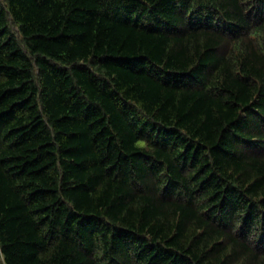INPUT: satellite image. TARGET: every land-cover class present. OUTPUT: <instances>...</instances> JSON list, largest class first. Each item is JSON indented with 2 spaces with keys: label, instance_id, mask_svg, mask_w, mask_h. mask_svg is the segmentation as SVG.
Here are the masks:
<instances>
[{
  "label": "trees",
  "instance_id": "1",
  "mask_svg": "<svg viewBox=\"0 0 264 264\" xmlns=\"http://www.w3.org/2000/svg\"><path fill=\"white\" fill-rule=\"evenodd\" d=\"M0 264H264V0H0Z\"/></svg>",
  "mask_w": 264,
  "mask_h": 264
}]
</instances>
